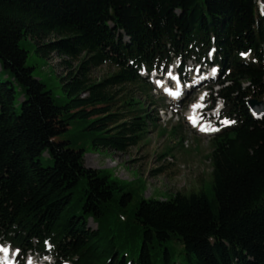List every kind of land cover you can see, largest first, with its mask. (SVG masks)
Segmentation results:
<instances>
[{"label":"trees","instance_id":"obj_1","mask_svg":"<svg viewBox=\"0 0 264 264\" xmlns=\"http://www.w3.org/2000/svg\"><path fill=\"white\" fill-rule=\"evenodd\" d=\"M262 2L0 0V240L21 254L46 253L48 243L58 264H264V114L247 107L264 99ZM27 38L68 68L64 105L26 66ZM211 47L222 115L234 121L211 138V197L175 193L131 206L120 180L86 167V150L62 135L86 123L98 134L92 147L126 152L155 120L130 92H151L138 70L199 62ZM103 64L114 72L93 81Z\"/></svg>","mask_w":264,"mask_h":264},{"label":"rangeland","instance_id":"obj_2","mask_svg":"<svg viewBox=\"0 0 264 264\" xmlns=\"http://www.w3.org/2000/svg\"><path fill=\"white\" fill-rule=\"evenodd\" d=\"M261 11L264 14V2L261 4ZM52 39L53 37L49 38L50 41ZM19 46L28 53L25 64L32 68L33 76L51 92L57 105H64L69 98L63 90L60 77L66 75L69 70L60 66L62 58L54 53L48 58L43 57L36 52V44L31 38L22 39ZM75 64L76 62L72 63L73 66ZM191 65L186 66L187 71ZM175 66L173 63L169 69L172 74ZM114 70L108 64H103L92 68L90 77L93 81H100ZM0 79L2 81L5 79L2 74ZM158 79L152 78V81L157 82ZM158 88L160 89V86ZM208 89V85H205L203 90ZM130 92L144 101L145 109L155 118L137 145L131 146L126 152L94 148L92 141L98 134H88L89 132L83 129L86 123H72L61 139L72 141L73 148L86 150L84 154L86 167L97 170L100 176L109 175L110 180L114 177L119 179L120 184L124 185V192L132 194L131 206L138 205L141 198L168 200L175 193L188 195L203 192L211 197L212 168L209 160L212 151L211 137L196 135L190 130L183 116L185 110L183 106L172 105V110L161 111V108L169 106L171 100L158 90H152L148 98L137 88L130 87ZM124 93L125 91L122 92ZM18 95L17 89L15 107L17 112L20 110L19 103L22 100V96ZM189 97L192 98L194 95L189 93L185 100ZM174 127L176 130L173 132ZM39 158L43 166H52L53 161L46 153L41 154ZM88 226L93 229L95 223L89 220ZM47 260L53 261L50 257ZM15 262L17 263V259ZM31 263L34 264V259H31Z\"/></svg>","mask_w":264,"mask_h":264},{"label":"snow or ice","instance_id":"obj_3","mask_svg":"<svg viewBox=\"0 0 264 264\" xmlns=\"http://www.w3.org/2000/svg\"><path fill=\"white\" fill-rule=\"evenodd\" d=\"M242 55H244V54H242ZM199 69H197V71H198ZM213 71L215 72L216 70L215 69H213ZM168 76H169V78L170 79H179L178 77H173L172 76V73H171V71H168ZM159 83V82H158ZM169 94L170 95H173L174 97H179L180 95H181V93H174V92H169ZM204 95H206V94H204ZM201 99H203V96L201 97ZM203 105H199V104H196V105H193V107H202ZM190 119V122H193V121H191V118H189ZM193 123H195V122H193ZM203 130H205L204 128H201V131H203ZM0 252H3L4 254H5V257H4V264H15V262L14 261H9L8 260V252H9V249L8 248H5V247H3V246H0ZM19 252H20V250L19 249H17L16 250V254L17 255H19ZM28 264H31V259L29 258V261H28Z\"/></svg>","mask_w":264,"mask_h":264},{"label":"water","instance_id":"obj_4","mask_svg":"<svg viewBox=\"0 0 264 264\" xmlns=\"http://www.w3.org/2000/svg\"><path fill=\"white\" fill-rule=\"evenodd\" d=\"M249 104L252 109L256 112H264V105L261 102H257L256 100H250Z\"/></svg>","mask_w":264,"mask_h":264},{"label":"bare ground","instance_id":"obj_5","mask_svg":"<svg viewBox=\"0 0 264 264\" xmlns=\"http://www.w3.org/2000/svg\"><path fill=\"white\" fill-rule=\"evenodd\" d=\"M160 84H162L163 82H159ZM164 90L165 91H168V92H174V90H170L167 85L164 87ZM195 112V107L192 106L191 110H190V113L193 114ZM6 248V247H5ZM4 257H5V254L3 252H0V264H2V261L4 260Z\"/></svg>","mask_w":264,"mask_h":264}]
</instances>
